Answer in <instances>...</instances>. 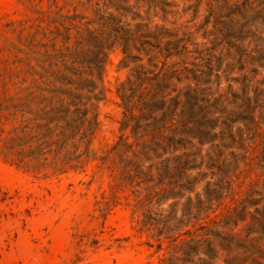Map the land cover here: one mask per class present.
<instances>
[{
  "label": "rangeland",
  "instance_id": "374dc122",
  "mask_svg": "<svg viewBox=\"0 0 264 264\" xmlns=\"http://www.w3.org/2000/svg\"><path fill=\"white\" fill-rule=\"evenodd\" d=\"M263 2L0 0V264H164L174 243L142 228V215L134 206L137 188L120 179V159L114 147L122 136L129 137V143L134 141L131 129L122 128L125 108L120 89L128 88L129 78L135 80L133 69L143 66L153 72L149 76L159 73L160 84L169 86L167 105L198 84L206 100L197 110L211 111L209 123L215 133L226 128L228 118H237L235 130L244 127L234 110H245L246 92L253 97L257 88L264 89ZM106 21L112 26L118 22L128 31L127 52L125 39L111 45L112 32L103 28ZM88 29H104L101 77L93 62L96 45L88 43ZM67 49L79 54L81 63L76 67L84 79L95 81L97 90L90 93L71 74L68 78L75 83L63 88L83 94L85 107L95 110L98 124L70 164L56 166L49 155L43 167L18 165L1 153L9 131L18 126L6 119L5 110H48V99L55 94L51 92L50 59L45 55ZM55 62L61 68L60 59ZM182 68L196 71L199 83L192 73L182 74L179 80L173 72ZM95 93H100V100L88 101L86 97ZM219 142L218 136L214 143ZM211 145L201 146L203 155ZM70 149L74 150L71 145ZM233 150L239 153L237 165L230 154ZM259 152L251 150L244 158V150L224 149L233 163V184L211 220L220 221L251 191L264 189V172L255 163ZM202 171L209 175L196 185V192H203L206 183L216 179L206 164ZM188 194L195 199V192ZM172 201L153 204V212L166 214ZM186 201V197L179 199V216ZM263 206L264 201L258 205ZM256 207L250 206L246 219L229 231L233 235L230 264H264V225L253 219ZM220 252L215 264H228L224 261L227 251Z\"/></svg>",
  "mask_w": 264,
  "mask_h": 264
},
{
  "label": "trees",
  "instance_id": "16d2710c",
  "mask_svg": "<svg viewBox=\"0 0 264 264\" xmlns=\"http://www.w3.org/2000/svg\"><path fill=\"white\" fill-rule=\"evenodd\" d=\"M112 19L115 20L113 17ZM103 28L112 32L108 37V40L113 39L111 45L125 39V52L128 51L130 37L127 38L128 31L123 26L118 22L116 26H112L111 22L106 21ZM97 32L88 29L91 42L87 41L90 44L95 42L96 57L93 62L98 67V77H101L102 66L99 64L105 59L99 58L104 54V44L100 37L104 34V29ZM69 39L70 36L67 37ZM45 56L50 59L49 78L52 79L51 92L55 94L48 99L50 108L5 110L8 111L6 119L16 121L18 126L9 131L1 153L6 159L11 158L18 165L28 168L43 167L49 160V155L53 158L51 163L56 166L70 164L79 157L75 153L93 134L98 124L97 113L85 107L87 103L83 102V94L63 88L64 85L75 83L68 78L71 74L78 76L90 93L97 90L95 81L84 79V73L76 67V64L81 63L79 54L67 49ZM58 59L61 61V68L56 65L55 61ZM133 71L135 80L129 78L128 88L123 85L120 93L125 108L122 128L131 129L134 141L129 143V137L122 136L114 150L118 152L120 159V179L123 183L137 188L134 190L137 197L134 206L135 212L142 215V228L154 236L170 238L174 243L171 255L164 264H215L221 250L227 251L224 261L230 264L233 256V235L229 231L246 219L250 206H257L252 215L253 219L264 225V206L258 207L264 201V189L251 191L220 221L210 218L232 189L233 163L226 157L224 149L235 147L237 150H244V158H247L251 150H259L255 163L264 172V89L257 88L253 97L246 92L242 99L245 110H234L240 114L244 127L238 126L235 130L234 123L237 118H228L224 121L226 128L221 133H215V127L209 123L211 111L197 110L202 107L200 103L206 100L201 96L203 90L198 89V84L197 87L190 86L183 94L173 97L167 105L169 86L160 84V74L149 76L153 72L146 71L143 66L136 67ZM90 73L94 75L93 72ZM189 73L199 83L196 71L189 68L173 72L179 80L182 74L188 77ZM57 83H61V87ZM86 98L89 101L100 100L101 97L100 93H95L94 96ZM92 106H95L94 103ZM258 107L261 110H256ZM211 133L213 135L208 136ZM218 136L221 142L215 144ZM226 137L230 142H224ZM207 142L212 145L206 155H203L201 146ZM70 145L74 150L70 149ZM230 154L237 165L239 153L233 150ZM154 158L160 159V162L155 163ZM33 162L37 164L33 165ZM205 164L216 179L214 183L208 181L203 192H196V185L209 175L202 171ZM143 185L145 187L141 191ZM192 192L196 193L195 199L188 194ZM256 195L261 197L257 198ZM184 197L187 203L179 216L176 207L179 199ZM170 200H173L169 203L171 209L166 214L153 212V204L160 206ZM181 237L186 239L178 243ZM257 264L263 263L258 261Z\"/></svg>",
  "mask_w": 264,
  "mask_h": 264
}]
</instances>
